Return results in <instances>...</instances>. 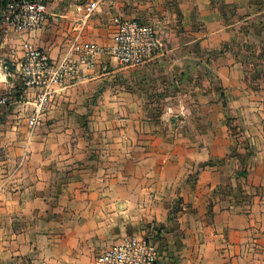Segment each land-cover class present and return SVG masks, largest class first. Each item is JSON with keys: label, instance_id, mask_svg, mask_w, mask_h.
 Masks as SVG:
<instances>
[{"label": "crops", "instance_id": "crops-1", "mask_svg": "<svg viewBox=\"0 0 264 264\" xmlns=\"http://www.w3.org/2000/svg\"><path fill=\"white\" fill-rule=\"evenodd\" d=\"M90 1L49 0L41 28L0 32V89L28 47L104 48L34 128L36 88L1 114L0 264H84L148 221L164 230L159 264H264V90L250 76H264V0ZM115 16L156 27L152 59L119 62Z\"/></svg>", "mask_w": 264, "mask_h": 264}, {"label": "built area", "instance_id": "built-area-1", "mask_svg": "<svg viewBox=\"0 0 264 264\" xmlns=\"http://www.w3.org/2000/svg\"><path fill=\"white\" fill-rule=\"evenodd\" d=\"M0 6V32L3 33L36 30L47 23L51 14L49 0H0ZM96 6V0L90 1L86 6L87 13ZM113 21L117 30L111 48L121 64L140 65L154 57L161 45V37L152 23L125 16H115ZM72 49L65 58L56 60L39 46L28 47L15 71L18 84L0 89V117L4 109L24 100L28 88H36L33 110L28 116V122L34 128L54 93L75 73L78 64L91 66L96 54L104 50L98 44L84 47L73 44ZM163 236L161 226L150 222L125 234L119 242L107 246L84 264H159L163 257Z\"/></svg>", "mask_w": 264, "mask_h": 264}, {"label": "rangeland", "instance_id": "rangeland-1", "mask_svg": "<svg viewBox=\"0 0 264 264\" xmlns=\"http://www.w3.org/2000/svg\"><path fill=\"white\" fill-rule=\"evenodd\" d=\"M259 53V52H258ZM261 55H262V58H264V51L261 53ZM254 66H255V63H254ZM259 70V67L258 66H255V67H253V66H251V69H250V76H251V78L252 79H254L255 81H253V84H254V87H256V86H258L260 89H263L264 90V76H263V79L260 81V83H257L256 81H257V78H255L256 77V74L257 73H255V72H257ZM254 87H253V89H254ZM261 94V93H260ZM174 211H176L175 210V208L174 209H171L170 211H169V217H172L173 215H174ZM150 222H154V223H156V226H160L157 222H155V221H148V222H145L144 224L146 225V224H149ZM164 231V230H163Z\"/></svg>", "mask_w": 264, "mask_h": 264}, {"label": "trees", "instance_id": "trees-1", "mask_svg": "<svg viewBox=\"0 0 264 264\" xmlns=\"http://www.w3.org/2000/svg\"><path fill=\"white\" fill-rule=\"evenodd\" d=\"M19 92H20V91H18V92H17V95H19V94H20Z\"/></svg>", "mask_w": 264, "mask_h": 264}]
</instances>
